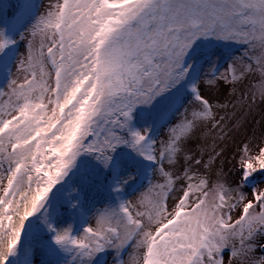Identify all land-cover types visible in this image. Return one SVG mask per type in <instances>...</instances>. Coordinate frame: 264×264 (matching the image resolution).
<instances>
[{
    "label": "snow or ice",
    "instance_id": "1",
    "mask_svg": "<svg viewBox=\"0 0 264 264\" xmlns=\"http://www.w3.org/2000/svg\"><path fill=\"white\" fill-rule=\"evenodd\" d=\"M232 45L224 72L199 63ZM0 74V264L37 250L41 264H264V134L256 154L242 146L234 185L210 179L223 90L264 103V0L24 3L0 29ZM138 108L163 138L137 127ZM205 128L220 132L211 152ZM140 162L147 188L126 199Z\"/></svg>",
    "mask_w": 264,
    "mask_h": 264
},
{
    "label": "rangeland",
    "instance_id": "2",
    "mask_svg": "<svg viewBox=\"0 0 264 264\" xmlns=\"http://www.w3.org/2000/svg\"><path fill=\"white\" fill-rule=\"evenodd\" d=\"M49 2L50 0H42L39 7L41 11H44L47 8ZM0 29H2V26H0ZM24 50V41L19 39L17 56L23 53ZM224 50H229L231 52L230 54H237L239 52V48L236 45H232L227 48L220 46V54H218L215 59L211 61L215 62L220 72L225 71V65L230 63L229 60L231 58V55L225 53ZM209 63L210 62L203 66L206 71L208 70ZM259 83L260 81L258 77L250 81L249 85L245 86L244 92L248 93L249 91H255V87L252 86H258ZM6 85L7 81L2 85L1 88L6 87ZM240 97V88L235 89L234 92L231 88H225L219 97L220 102L227 103L229 105L227 109H218L220 115H226L227 117V126L225 131H227L229 135L223 140L217 139L215 141L218 145L216 147V151L223 150L224 156L216 161V164L214 165V175L210 178L214 180L215 177L218 176L228 184L232 185H234L236 181V175L234 174L235 169L233 166L237 165L242 146L248 145L251 150V154H256L258 151V146H260L262 143L261 136L264 134V103H262L259 97H257L256 103L249 105L246 101H242ZM233 105H235V107H233ZM172 122H174V119H172ZM163 131H166V129L161 128L156 138H163ZM219 135V130L214 133H210L207 128L203 130L202 136L207 137L209 152H211V145L214 142V137H218ZM205 159H207V156ZM142 165L145 171L150 174L152 169L147 165V163L143 162ZM131 174L132 173H128V175ZM202 174L208 175L205 170H202ZM261 181H264V173L257 174L252 183H259ZM147 184L144 182V184L137 191L129 195L128 199L135 195H139L141 191L147 188ZM250 188L251 185H249L248 190H250ZM104 206L105 205H100L98 208H102ZM41 258L42 257L40 256L39 258L34 259V264H41ZM124 260L129 261L130 255L126 254L124 256ZM105 261L106 264H115L116 258L114 257V253L109 252Z\"/></svg>",
    "mask_w": 264,
    "mask_h": 264
},
{
    "label": "trees",
    "instance_id": "3",
    "mask_svg": "<svg viewBox=\"0 0 264 264\" xmlns=\"http://www.w3.org/2000/svg\"><path fill=\"white\" fill-rule=\"evenodd\" d=\"M42 0H30L31 4H34L38 7H40ZM24 4V0H0V26L3 28H6L17 16V14L20 12L21 5ZM17 39V50L15 51L14 55L17 56L18 52V42H19V36H16ZM225 53L230 54L231 52L229 50H224ZM220 54V46H214L211 47L210 50L207 51L205 56L199 57V63L203 66L206 65L208 62H211L215 59V57ZM11 55V54H10ZM210 58V59H209ZM7 81L6 75L0 74V88L2 85ZM152 112V109L149 108H138L137 114H136V125L137 127H152V138H156L161 128H163V122L160 124H157L156 126H153L151 123V120L148 119V121H145L146 114H150ZM169 119L172 120L173 118L169 116ZM143 162H140L139 167L142 169V172L140 175L136 176L134 181H130L129 185L125 186V192H124V198L128 199L129 195H131L133 192L137 191L145 182V184L148 183L147 178L144 176L143 172L145 171L143 165ZM128 174V173H127ZM100 175L102 178H107V180L111 181L112 176L107 170H100ZM108 203V200L105 196L101 195L97 197V199L94 201V204L92 205V210L94 211L96 208H98L100 205H106ZM41 256V253L39 250L36 251L34 255V259H37ZM108 256V253L104 254V259L106 260Z\"/></svg>",
    "mask_w": 264,
    "mask_h": 264
}]
</instances>
